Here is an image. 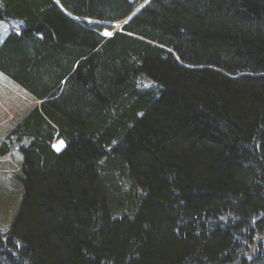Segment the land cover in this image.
<instances>
[{
  "label": "trees",
  "instance_id": "trees-1",
  "mask_svg": "<svg viewBox=\"0 0 264 264\" xmlns=\"http://www.w3.org/2000/svg\"><path fill=\"white\" fill-rule=\"evenodd\" d=\"M0 19V72L35 100L0 138L22 154L0 264H264V0H0Z\"/></svg>",
  "mask_w": 264,
  "mask_h": 264
},
{
  "label": "rangeland",
  "instance_id": "rangeland-1",
  "mask_svg": "<svg viewBox=\"0 0 264 264\" xmlns=\"http://www.w3.org/2000/svg\"><path fill=\"white\" fill-rule=\"evenodd\" d=\"M123 20L116 22L113 29L105 28L103 33H113ZM9 31L8 23L0 19V41ZM35 103L34 98L21 86L0 72V138ZM55 149L63 146L61 139L53 143ZM22 154L17 147L5 156H0V229L5 230L11 220L18 200L20 188L17 173L20 170Z\"/></svg>",
  "mask_w": 264,
  "mask_h": 264
},
{
  "label": "snow or ice",
  "instance_id": "snow-or-ice-1",
  "mask_svg": "<svg viewBox=\"0 0 264 264\" xmlns=\"http://www.w3.org/2000/svg\"><path fill=\"white\" fill-rule=\"evenodd\" d=\"M107 35H111V33H106Z\"/></svg>",
  "mask_w": 264,
  "mask_h": 264
}]
</instances>
